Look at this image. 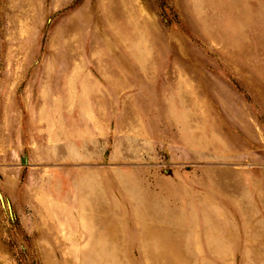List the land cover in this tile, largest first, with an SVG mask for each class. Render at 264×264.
<instances>
[{
  "label": "rangeland",
  "instance_id": "rangeland-1",
  "mask_svg": "<svg viewBox=\"0 0 264 264\" xmlns=\"http://www.w3.org/2000/svg\"><path fill=\"white\" fill-rule=\"evenodd\" d=\"M0 192V264H264V0H0Z\"/></svg>",
  "mask_w": 264,
  "mask_h": 264
},
{
  "label": "crops",
  "instance_id": "crops-1",
  "mask_svg": "<svg viewBox=\"0 0 264 264\" xmlns=\"http://www.w3.org/2000/svg\"><path fill=\"white\" fill-rule=\"evenodd\" d=\"M51 113V116H47V111L45 112V125L40 130L43 136L44 159L59 161V159L67 158V155L75 159L82 158L83 151L80 147L83 141L78 136L79 131L76 125V122L82 119L81 113L62 109H53ZM68 117L75 123L72 124ZM47 122L51 123L49 127Z\"/></svg>",
  "mask_w": 264,
  "mask_h": 264
},
{
  "label": "water",
  "instance_id": "water-1",
  "mask_svg": "<svg viewBox=\"0 0 264 264\" xmlns=\"http://www.w3.org/2000/svg\"><path fill=\"white\" fill-rule=\"evenodd\" d=\"M0 202H1V204H3V197L1 195V192H0Z\"/></svg>",
  "mask_w": 264,
  "mask_h": 264
}]
</instances>
